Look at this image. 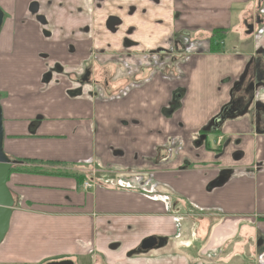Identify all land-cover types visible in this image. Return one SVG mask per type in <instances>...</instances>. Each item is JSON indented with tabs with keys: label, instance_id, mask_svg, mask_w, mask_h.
<instances>
[{
	"label": "crops",
	"instance_id": "0c3cea01",
	"mask_svg": "<svg viewBox=\"0 0 264 264\" xmlns=\"http://www.w3.org/2000/svg\"><path fill=\"white\" fill-rule=\"evenodd\" d=\"M81 1L54 33L58 1L28 0L60 45L34 82L3 77L0 264H264V91L250 102L245 77L264 0Z\"/></svg>",
	"mask_w": 264,
	"mask_h": 264
},
{
	"label": "rangeland",
	"instance_id": "374dc122",
	"mask_svg": "<svg viewBox=\"0 0 264 264\" xmlns=\"http://www.w3.org/2000/svg\"><path fill=\"white\" fill-rule=\"evenodd\" d=\"M2 1L4 0H0V2ZM38 1L42 4L43 2H46L47 4L50 0ZM56 1H58V4L54 3L56 17L53 18L52 22H55L57 27L48 24L47 29L52 30L54 33L59 30L71 31L67 28H61V26H63L66 22H79L81 20L84 12L82 8V1ZM7 2L8 1H4V3ZM39 2L34 3L36 5H40ZM31 3L32 2L29 3L28 0H11L10 6L13 8V16H16L15 20L14 18H9V16L5 14L7 7L0 6V9L4 13L3 26L0 31L1 105L5 98V93L2 91L4 75H6L9 79L19 77L24 79V81L29 80L34 82L44 66L47 70L49 69V58L52 59V56L57 54V47L60 45L57 40H54L53 42L56 43L52 44L47 41L49 36L44 33V15L40 13V9H38L37 12H31ZM261 10V13L264 14V3L261 6ZM80 33H86L84 32V28H82L79 33L75 32L73 35L77 36ZM57 61H59V58ZM50 71H52V68Z\"/></svg>",
	"mask_w": 264,
	"mask_h": 264
},
{
	"label": "water",
	"instance_id": "95a60500",
	"mask_svg": "<svg viewBox=\"0 0 264 264\" xmlns=\"http://www.w3.org/2000/svg\"><path fill=\"white\" fill-rule=\"evenodd\" d=\"M4 13L0 9V31L3 26ZM247 34H251L253 31V25L244 23ZM261 56H260V55ZM250 62V73L247 72L245 77L249 76L247 83L246 94L249 95L250 102L254 100V92L256 89L262 88L264 91V54L260 52ZM235 104H233L234 106ZM230 113L228 110H224L220 116L222 121L225 116ZM264 118V107L261 105L255 106V120L256 124L262 123ZM4 130H3V115L0 105V244L3 241L5 235L9 229L11 211L14 206V200L11 192L7 188L6 182L10 170L13 166L18 165L17 162L11 161L3 150ZM163 244V240L159 238H147L143 240L139 246L141 252H146L152 249L160 248ZM48 264H72L70 261L53 262Z\"/></svg>",
	"mask_w": 264,
	"mask_h": 264
},
{
	"label": "trees",
	"instance_id": "16d2710c",
	"mask_svg": "<svg viewBox=\"0 0 264 264\" xmlns=\"http://www.w3.org/2000/svg\"><path fill=\"white\" fill-rule=\"evenodd\" d=\"M221 32L222 31L220 29L213 31V33L209 39V50L211 53H214V52L220 50V46H221V43H222L223 37H224ZM220 116H221V114H220ZM14 169L15 168H12L10 170L9 174L12 173L14 171Z\"/></svg>",
	"mask_w": 264,
	"mask_h": 264
},
{
	"label": "flooded vegetation",
	"instance_id": "af4514ba",
	"mask_svg": "<svg viewBox=\"0 0 264 264\" xmlns=\"http://www.w3.org/2000/svg\"><path fill=\"white\" fill-rule=\"evenodd\" d=\"M30 11L31 12H37L38 11V8H37V6L35 5V4H32L31 5V8H30ZM247 23V22H246ZM248 24V23H247ZM248 25H253V24H248ZM150 57H152V56H154V55H159L158 53H152V52H150L149 54H148ZM152 61L153 60H149V62H151L152 63ZM224 111V110H223ZM223 111L220 113L221 115H222V113H223Z\"/></svg>",
	"mask_w": 264,
	"mask_h": 264
},
{
	"label": "built area",
	"instance_id": "2783aa9c",
	"mask_svg": "<svg viewBox=\"0 0 264 264\" xmlns=\"http://www.w3.org/2000/svg\"><path fill=\"white\" fill-rule=\"evenodd\" d=\"M83 188H84L85 190H88V189H91V188H92V185H91V183H89V182H85V183L83 184Z\"/></svg>",
	"mask_w": 264,
	"mask_h": 264
}]
</instances>
